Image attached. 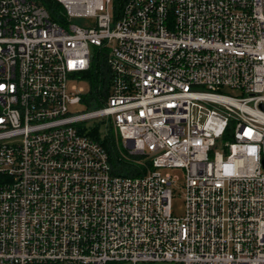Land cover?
I'll list each match as a JSON object with an SVG mask.
<instances>
[{
	"label": "built area",
	"instance_id": "built-area-1",
	"mask_svg": "<svg viewBox=\"0 0 264 264\" xmlns=\"http://www.w3.org/2000/svg\"><path fill=\"white\" fill-rule=\"evenodd\" d=\"M92 119L151 169L113 174ZM138 262L264 264V0H0V264Z\"/></svg>",
	"mask_w": 264,
	"mask_h": 264
},
{
	"label": "trees",
	"instance_id": "trees-1",
	"mask_svg": "<svg viewBox=\"0 0 264 264\" xmlns=\"http://www.w3.org/2000/svg\"><path fill=\"white\" fill-rule=\"evenodd\" d=\"M52 20L63 23L62 6L56 2H46ZM88 83V92L81 95L80 104L87 110L101 108L109 95L110 72L106 64V53L103 49L95 50L89 69L78 75ZM104 123V122H101ZM88 136L98 141L107 151L113 174L123 176H142L150 168V161L141 155L130 154L123 146L119 134L108 126L103 135L99 132V123L90 128Z\"/></svg>",
	"mask_w": 264,
	"mask_h": 264
},
{
	"label": "rangeland",
	"instance_id": "rangeland-1",
	"mask_svg": "<svg viewBox=\"0 0 264 264\" xmlns=\"http://www.w3.org/2000/svg\"><path fill=\"white\" fill-rule=\"evenodd\" d=\"M71 22L74 24H77L79 26L87 27V26H93L94 25V18L92 17H86V16H76L72 17ZM74 86V92L82 94H86L88 92V83L83 79H77L73 81L70 84V87ZM71 112H87V109L82 104H77L75 106L70 107ZM104 123H99V132L101 135H103L106 131V128L109 126V124L105 120H102ZM96 120H89L88 123H85V125L89 128L94 127ZM164 171V170H162ZM178 173V172H177ZM179 174V173H178ZM184 209V201H183V190L181 187V183H178L177 185H174L172 187V197H171V211L172 214L176 217H180L183 214ZM119 264H129V263H119ZM136 264H175L173 262H138Z\"/></svg>",
	"mask_w": 264,
	"mask_h": 264
}]
</instances>
